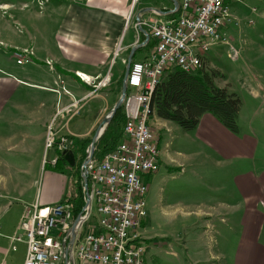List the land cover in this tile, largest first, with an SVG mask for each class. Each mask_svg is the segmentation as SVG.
<instances>
[{"label":"crops","instance_id":"0c3cea01","mask_svg":"<svg viewBox=\"0 0 264 264\" xmlns=\"http://www.w3.org/2000/svg\"><path fill=\"white\" fill-rule=\"evenodd\" d=\"M236 3V9L242 4L241 7L245 11L246 16L243 12L240 13L244 16L243 21L253 23H247L248 34L243 32L242 36L239 33L230 35L228 53L231 47L239 50V55L233 60L228 57V53L227 57L235 62L240 58L243 60L251 80L247 84L243 82L242 85L252 100H259L255 113L264 115V4L256 0L247 4L231 2L230 9L231 5ZM30 9H37L36 4L30 3L27 10ZM46 9L48 15L40 18L33 29H28L29 37L26 41L9 46L7 50L9 61H15V65L21 68L16 70L18 75L9 74L7 76L10 78L7 80H0V127L15 131L11 136L17 139L19 149L13 151L17 150L24 155V174L31 178L26 182L27 186L35 184L43 164L45 168L54 170L55 165L51 164V160L58 159L60 152L57 147L49 149L51 158L47 163L42 157L46 150V136L50 126L56 141L59 138L57 135L67 136L74 142L90 139L105 118L106 111L112 108L120 95L114 88H109L107 92L95 91L81 82L76 74L103 78L120 45L121 54L119 52L118 56L121 60H117L119 69L117 74L112 75V86L117 84L125 69L121 57L123 52L131 50L140 40V36H143L144 45L133 55V63L143 62L154 49L155 43L148 29L144 26L140 28L148 34L149 38L146 40L140 29H135L136 24L150 18L170 21L178 17V7H175L171 0H54ZM127 18L133 19L134 26L128 29L129 34L123 45L120 43ZM26 23L28 22L25 21L24 24ZM20 32L23 33L22 30ZM132 37L135 38L134 41H131ZM147 43L148 46L143 48ZM29 47L35 52L29 62L31 64L23 60L21 64H17L15 53L18 51L15 49L18 48L22 53V48ZM226 85L227 90L235 94L232 84L227 82ZM109 99L110 103H107ZM92 104H96L99 109L94 106L92 122L85 118L89 123L83 125L78 117L81 111H90ZM241 108L240 106L239 115ZM153 121L154 125L163 129L159 137L154 135L159 152V168L164 165L169 172L185 175L187 164L190 165L202 151H205L207 156L222 159L228 166L238 165L239 161L248 163L245 172L230 175V179H225L230 181L228 184L232 193L235 194L236 191L239 202L223 200L210 204L206 199H201L200 203L194 205L207 207V210L193 213L182 211V208L190 205L184 204L182 199H177L173 203L166 202L165 207L169 212L164 213L174 217V212L179 210L183 222L194 217V223L206 225L204 232L211 229L217 238L223 239V246L216 241L217 255L213 251L209 252L211 260L221 257L224 264H264V147L252 146L247 140L241 142L210 114H204L192 131H184L176 124L158 119L155 115ZM163 134L170 137L171 141L184 144L183 148L175 152L180 160L171 157L170 143H165L161 149ZM218 138L228 140L227 144L216 143ZM13 139L8 142L9 148L14 143ZM74 150L79 151L78 148ZM173 178L175 177L173 176L172 180ZM142 180L151 191L156 187L157 174L144 176ZM212 181L215 180L207 179L206 183L210 184ZM9 184L15 183L11 181ZM4 190H7V187ZM25 193V190L20 191V197L24 198ZM65 198L63 193L56 198H50L48 195L41 197L40 191L34 202L28 203V198L24 201L19 222L24 211L34 204L49 207L65 201ZM233 216L239 218L237 225L230 220ZM175 220L176 218L169 219L170 222ZM235 232L238 236L233 243L231 237Z\"/></svg>","mask_w":264,"mask_h":264},{"label":"rangeland","instance_id":"374dc122","mask_svg":"<svg viewBox=\"0 0 264 264\" xmlns=\"http://www.w3.org/2000/svg\"><path fill=\"white\" fill-rule=\"evenodd\" d=\"M36 1L37 0H0L1 81L10 78V76H7L9 74L17 76V71L21 69L15 65V61H9V53L7 51L9 50V46L19 43L22 44L26 41V39L29 37L28 29H33L40 18L48 15V13H46V7L50 6L54 0H39L38 4ZM253 1L254 0H243L242 2L247 4ZM256 1L264 4V0ZM30 3H35L37 9L27 10V7ZM237 5V3L236 5L232 4L231 11L232 15L239 20V26L236 27L234 25H229L225 30L226 37L229 42L230 35L233 36L234 34L239 33L240 36H242L243 32H246V34L249 33L248 24L247 22L243 21L244 16L240 14L243 12L245 15V11L241 7L242 4L240 7H238V9H236ZM234 12H237L238 14L234 15ZM252 18L255 20L254 17ZM23 20L27 21L28 23L24 24L25 21ZM132 21V18L126 19L124 23V33L122 34L120 44L125 45V40L129 34L128 29L134 26ZM21 24L24 25V27H22ZM138 24L139 23L136 24L135 29H137L136 27ZM145 25L148 26L149 23L145 22ZM142 27L143 25L140 26V28ZM21 30L23 33L20 32ZM134 40L135 38L132 37L131 41ZM142 41L143 36H140V40L134 46L142 44ZM119 47L120 45L115 52L113 62L109 65L107 74L100 79L97 77L99 82L104 80L107 81L106 86L98 90L107 92L109 88H114L117 90V92H121L125 69L117 84L112 86V75L115 73L117 74V70L119 69V65L117 63V60L120 59V56H118L119 52L121 54V49ZM236 47H240L239 49H241L240 45L239 47ZM15 50H17L18 53L21 52L18 48ZM127 50L123 52V55L121 56L125 67L130 52V50ZM228 50V47L223 44H217L211 47L205 56L201 58V66L198 71L203 70L207 74L212 75L214 84L219 88H227V82L232 84L235 95L239 98L242 107L241 113L239 115L240 119L238 118L237 123L239 133L234 134L235 138L241 140V142L247 140V142H250L252 146L257 145L258 147H264V115L255 113L259 100H252L248 94V91L245 90L242 85L243 82L244 84H247L249 80H251L249 70L241 58L236 62L231 61L227 57ZM235 50L237 52L239 51L237 49ZM22 51V53H24L23 62L31 64L29 62L35 53L33 48H22ZM3 61L4 63L2 64ZM28 64H25V66L29 67ZM163 78L164 77H162V79ZM107 103H110V99L107 100ZM92 105L93 106H90V111H85L84 113L81 111V115L78 117L81 121V124L86 125L89 123L87 120H84L85 118L92 122L94 116V106L99 109L96 104ZM120 108H123V103ZM110 110H107L105 115H107ZM123 113L125 117L124 108ZM153 115L154 114L150 116L148 123L150 124L153 135L159 137L162 133L161 130L163 129L154 125ZM49 128L50 131L53 132L51 126ZM14 132L15 131L4 128L3 126L0 127V263L5 264H23L24 261L26 245L23 241V238L19 241H17V238L21 236V232L18 229L20 224L19 219L24 209V201H26L27 198L28 203L34 202L40 191L41 197L48 195L50 198H56L60 193H63L64 198L66 197V200L70 199L71 197H76V188L69 179V170L67 168H63L62 173H57L52 170V168H45L43 164V167H41L40 171L38 172L35 184L31 186L26 185V182L31 178L26 177L24 174L26 171L23 168V165L25 164L23 158L24 155L22 152L17 150L13 151V149H19V145L16 142L17 139L14 136H11V134ZM174 135L175 133L172 134V139ZM57 137L60 136L57 135ZM12 138H14V143L12 144L11 148H9L8 142ZM227 141L228 140L224 138H218L215 140V142L220 145L227 144ZM165 143L171 144V157H174L176 160H180L175 152L180 148H183L184 144L174 140L171 141L170 137L166 136V134H163L161 140V149L164 148ZM87 150L88 147L86 151ZM76 154L79 158V152ZM42 157L43 161L47 163V161L51 158L50 150H45ZM258 157L259 153L256 155V163H258ZM194 159L195 160L192 161L190 165L187 164L185 167V175L182 176L177 175L174 173V171L169 172V170L166 169L164 165H162L159 168V171L156 173V187L151 191H149L147 188L146 195L144 196L145 216L140 222V233L146 246V251L143 256L144 264H224L223 260H221V257L220 259L211 260L208 256L210 251H213L214 254L217 255L216 241L218 240L220 245L223 246V239L217 238L211 229H207L204 232L206 225L203 223H194V217L189 218L186 222H183L179 210L174 212V217L166 215L164 212L168 213L169 210H167L168 208L165 207V205L166 202L173 203L177 199H182L185 202L184 204L190 205L189 207L182 208V211L194 213L198 210H207V207H199L194 205L200 203L201 199H206L207 203L210 204H215L218 201L223 200L227 202H239L240 198L237 196L236 191L235 194L231 191L230 184H228L230 181L225 179L229 178L230 175H237L239 173L245 172L248 169V163L246 161H239L238 165L228 166L227 163H223V160L220 158L217 159L213 156H207L205 151H202L200 154H198V157H195ZM77 160L78 159L76 158L75 161L78 162ZM10 166H13V168L11 169ZM173 176L175 178L172 180ZM207 179H214L215 181L207 184ZM11 181H14L15 184H9ZM6 187L7 190H4ZM22 190H25L26 192L24 198L20 197V191ZM173 207L176 208L179 206ZM170 218H176V220L170 222ZM230 220L232 223L234 222L235 225H237L239 222L238 216H233L230 218ZM88 224V227H91L90 229L96 227L97 224V217L95 216V204L93 203L91 205L90 220ZM56 234V230L51 232L52 237L56 236ZM237 236V232L233 233L231 242L234 243L237 239ZM225 249L227 248H224V250Z\"/></svg>","mask_w":264,"mask_h":264},{"label":"built area","instance_id":"2783aa9c","mask_svg":"<svg viewBox=\"0 0 264 264\" xmlns=\"http://www.w3.org/2000/svg\"><path fill=\"white\" fill-rule=\"evenodd\" d=\"M233 1L243 0H177L175 20L150 18L139 22L136 28L146 26L154 49L143 62L131 65L123 101L125 123L121 141L103 159L92 158L85 166L87 192L91 205L95 204L97 224L93 229L88 227L89 214L76 227L70 264H144L146 246L140 222L145 216L143 188L147 185L142 177L156 174L160 166L157 139L147 121V104L168 70L178 68L191 74L200 68L201 58L211 47L229 46L225 30L229 25L239 26L230 9ZM23 54L15 53L17 64L22 63ZM237 56L238 52L230 47L228 57ZM76 75L95 91L107 83L99 82L97 77ZM54 146L61 153L68 152L73 141L65 136L56 141L49 128L45 149ZM56 161L57 158L51 160V164ZM84 214L83 209L80 215ZM73 221L71 207L64 201L49 207L34 204L27 208L18 226L21 236L17 238H23L26 245L23 264H64V249L70 244ZM53 230L57 231L54 237Z\"/></svg>","mask_w":264,"mask_h":264},{"label":"trees","instance_id":"16d2710c","mask_svg":"<svg viewBox=\"0 0 264 264\" xmlns=\"http://www.w3.org/2000/svg\"><path fill=\"white\" fill-rule=\"evenodd\" d=\"M148 43L143 48L147 47ZM163 77L154 89L149 104L150 111L158 119L172 122L184 131H192L197 127L204 114H210L230 133L238 134L240 100L227 88L217 87L213 82L212 75L203 70L187 74L178 68H172ZM124 121L123 108H120L98 139L93 159H103L121 141ZM91 138L80 142L72 140L73 146L68 152L73 154L74 160L78 159V162L74 161L72 167L64 161L61 152L54 167L55 172L62 173L61 166H65L69 170V178L76 188V197L64 201L70 205L74 220L82 213L85 206L81 165L86 158L85 151ZM75 148L79 150V158Z\"/></svg>","mask_w":264,"mask_h":264},{"label":"water","instance_id":"95a60500","mask_svg":"<svg viewBox=\"0 0 264 264\" xmlns=\"http://www.w3.org/2000/svg\"><path fill=\"white\" fill-rule=\"evenodd\" d=\"M171 1L174 3L175 7H178L177 1H175V0H171ZM140 31L144 34L146 40H148V38H149L148 34L142 29H140ZM143 45L144 44H139V45L133 46L131 48L129 55H128V58H127V63H126V67H125V73L123 76V81H122L121 92H120L119 98L115 102L114 106L111 108L110 112L105 116V118L99 124V126H98L97 130L95 131L94 136L91 140V143L88 146V150L86 151V158L81 165V179H82V183H83L84 194L86 196L85 206L83 208L85 211V214L83 216L78 215L77 218L73 221V224H72L71 229H70V234H71L70 244H69V246L65 247V249H64V259H63L64 264H70L72 262L71 251H72V245H73L74 240L76 238V227L77 226L80 227L81 222L83 221V218L88 217L90 214V210H91L90 196L87 192V176H86L85 166L93 158L95 143L101 137V135L105 131L106 126H108V124L111 122V119L114 117V115L116 114V112L119 110V108L121 107V105L123 103V100L125 98L126 91H127V77H128L129 69L131 66L132 57L135 54L136 50H138ZM62 157H63L64 161L70 167H72L74 165V163H75L74 162V156L71 152H63Z\"/></svg>","mask_w":264,"mask_h":264},{"label":"bare ground","instance_id":"6f19581e","mask_svg":"<svg viewBox=\"0 0 264 264\" xmlns=\"http://www.w3.org/2000/svg\"><path fill=\"white\" fill-rule=\"evenodd\" d=\"M201 66V65H200ZM151 98V96H150ZM153 113L150 111V105L147 104V121L149 122L150 120V116L152 115ZM156 154H158V151H157V147H156ZM146 192H147V188H143V197L146 195Z\"/></svg>","mask_w":264,"mask_h":264}]
</instances>
